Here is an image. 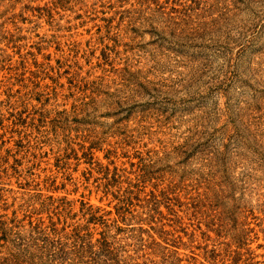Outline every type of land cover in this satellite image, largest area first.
Listing matches in <instances>:
<instances>
[{
    "label": "rangeland",
    "instance_id": "374dc122",
    "mask_svg": "<svg viewBox=\"0 0 264 264\" xmlns=\"http://www.w3.org/2000/svg\"><path fill=\"white\" fill-rule=\"evenodd\" d=\"M0 264H264V0H0Z\"/></svg>",
    "mask_w": 264,
    "mask_h": 264
}]
</instances>
